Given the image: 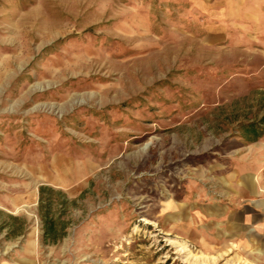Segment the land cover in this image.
Wrapping results in <instances>:
<instances>
[{"label": "rangeland", "instance_id": "obj_1", "mask_svg": "<svg viewBox=\"0 0 264 264\" xmlns=\"http://www.w3.org/2000/svg\"><path fill=\"white\" fill-rule=\"evenodd\" d=\"M172 4L0 0V264H232L184 240L181 204L264 117V33ZM42 186L73 202L53 246Z\"/></svg>", "mask_w": 264, "mask_h": 264}, {"label": "crops", "instance_id": "obj_2", "mask_svg": "<svg viewBox=\"0 0 264 264\" xmlns=\"http://www.w3.org/2000/svg\"><path fill=\"white\" fill-rule=\"evenodd\" d=\"M213 37L264 33V0H168ZM240 39H249L241 35ZM182 200V236L203 255L264 264V140L231 154Z\"/></svg>", "mask_w": 264, "mask_h": 264}, {"label": "trees", "instance_id": "obj_3", "mask_svg": "<svg viewBox=\"0 0 264 264\" xmlns=\"http://www.w3.org/2000/svg\"><path fill=\"white\" fill-rule=\"evenodd\" d=\"M239 131L247 144L257 142L264 137V117L258 122L242 124ZM38 193L39 242L42 246L57 245L65 238L68 227V222L64 220V210L73 202L68 201L62 192L55 191L48 186L40 187ZM9 218L21 226V230H14L9 235H23L26 230V222L12 216Z\"/></svg>", "mask_w": 264, "mask_h": 264}]
</instances>
